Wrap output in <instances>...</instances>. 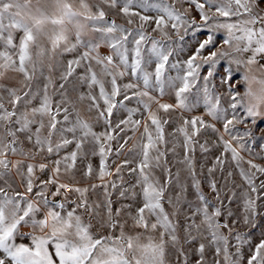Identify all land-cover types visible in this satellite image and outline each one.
Returning <instances> with one entry per match:
<instances>
[{
  "label": "rangeland",
  "instance_id": "374dc122",
  "mask_svg": "<svg viewBox=\"0 0 264 264\" xmlns=\"http://www.w3.org/2000/svg\"><path fill=\"white\" fill-rule=\"evenodd\" d=\"M0 264H264V0H0Z\"/></svg>",
  "mask_w": 264,
  "mask_h": 264
},
{
  "label": "water",
  "instance_id": "95a60500",
  "mask_svg": "<svg viewBox=\"0 0 264 264\" xmlns=\"http://www.w3.org/2000/svg\"><path fill=\"white\" fill-rule=\"evenodd\" d=\"M57 202H59V200H58V199L55 201V203H57Z\"/></svg>",
  "mask_w": 264,
  "mask_h": 264
}]
</instances>
